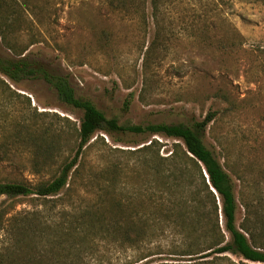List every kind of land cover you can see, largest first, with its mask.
I'll list each match as a JSON object with an SVG mask.
<instances>
[{
    "label": "rangeland",
    "instance_id": "rangeland-1",
    "mask_svg": "<svg viewBox=\"0 0 264 264\" xmlns=\"http://www.w3.org/2000/svg\"><path fill=\"white\" fill-rule=\"evenodd\" d=\"M27 6L6 36L15 54L0 40L1 56L22 54L66 77L76 97L119 125H191L214 113L203 143L232 180L236 226L245 204L258 207L264 198V0H170L156 17L149 0L139 13L113 11L108 0H27ZM81 116L62 105L42 80L14 84L0 75V182L33 187L55 178L73 152L75 134L64 135L60 156L47 160L24 130L65 127L58 117L77 128ZM19 129L25 139L15 141ZM152 141L161 157L181 145L161 135L98 132L65 189L72 191L56 202L30 196L4 206L12 214L39 210L47 216L56 205L52 209L63 207L71 216L75 207H93L103 190H146V176L140 167L132 172L135 157L129 152ZM91 242L73 264H140L136 250L107 239ZM155 243L165 252L161 259L176 260L167 255L173 237Z\"/></svg>",
    "mask_w": 264,
    "mask_h": 264
},
{
    "label": "trees",
    "instance_id": "trees-1",
    "mask_svg": "<svg viewBox=\"0 0 264 264\" xmlns=\"http://www.w3.org/2000/svg\"><path fill=\"white\" fill-rule=\"evenodd\" d=\"M168 1L149 0L151 15L156 17ZM146 2L108 0L113 11L126 13H139L140 6L143 11ZM26 7L27 0H0V40L12 54L15 52L6 44V36L16 22L14 17ZM16 56L0 55V75L14 84L42 80L62 105L81 111L82 116L77 128L64 117L58 119L67 124L65 127L25 128L27 138L47 160L60 156L64 135L74 133L76 142L70 158L63 161L52 180L33 187L0 182V198H4L0 203V264H73L79 259L76 253L86 252L89 246L85 245L98 238L138 251L136 263L140 264H237L230 257L264 264V198L256 209L245 204L244 218L237 227L232 180L203 143L214 113L191 125H119L90 101L76 97L66 77L49 73L22 54ZM98 132L161 135L181 145L174 144L167 157L159 155L156 141L130 151L135 157L132 172L140 167L146 176V190H103L93 207H75L71 216L63 207L54 210L56 205L47 216L39 210L12 214V208L4 206L6 201L30 196L56 202L60 194L72 191L65 189L78 174L81 157ZM13 137L15 141L25 139L21 129ZM57 216L68 217V223L56 220ZM170 236L175 244L167 255L176 260L161 259L165 253L162 246L154 247L155 242ZM70 253L73 258L68 262Z\"/></svg>",
    "mask_w": 264,
    "mask_h": 264
},
{
    "label": "water",
    "instance_id": "water-1",
    "mask_svg": "<svg viewBox=\"0 0 264 264\" xmlns=\"http://www.w3.org/2000/svg\"><path fill=\"white\" fill-rule=\"evenodd\" d=\"M213 192V191H212Z\"/></svg>",
    "mask_w": 264,
    "mask_h": 264
}]
</instances>
